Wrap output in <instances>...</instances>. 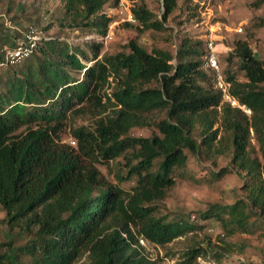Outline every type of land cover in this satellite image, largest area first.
<instances>
[{
  "label": "trees",
  "instance_id": "16d2710c",
  "mask_svg": "<svg viewBox=\"0 0 264 264\" xmlns=\"http://www.w3.org/2000/svg\"><path fill=\"white\" fill-rule=\"evenodd\" d=\"M64 1L72 26L105 33L110 19L98 14L107 0ZM175 2L164 0L163 20L154 19L145 6L134 8L133 18L146 30H164ZM68 48L43 39L31 57L5 66L0 77V213L12 230L29 236L24 244L0 251V264H75L85 255L86 264H154L141 253L140 240L164 246L193 230L188 220L158 216L159 204L189 155L201 153L202 146L212 150L221 130L231 136L234 161L253 176L252 206L264 213V165L251 160L247 149L254 131L264 158V58L240 43L235 56L246 81L224 73L230 94L250 109L249 118L222 103V93L203 68L205 51L201 61H194L190 56L200 53L182 49L174 65L170 51L149 52L134 40L129 52L101 58L95 46L88 66L80 59H88L84 51L70 54ZM4 57L0 52V61ZM159 111L167 116L156 122L157 134L129 135L144 115ZM86 113L101 117L89 127L71 124ZM65 128L75 145L63 143ZM110 162L118 167L116 184L99 169ZM133 180L131 189L121 186ZM248 208L243 201L216 205L203 218L220 221L231 235L247 230ZM203 253L189 249L184 264Z\"/></svg>",
  "mask_w": 264,
  "mask_h": 264
},
{
  "label": "rangeland",
  "instance_id": "374dc122",
  "mask_svg": "<svg viewBox=\"0 0 264 264\" xmlns=\"http://www.w3.org/2000/svg\"><path fill=\"white\" fill-rule=\"evenodd\" d=\"M138 6H145L154 19L163 20L164 0H107L98 15H106L110 21L105 33L100 34L87 26H72L71 18L65 13L64 0H0V52L10 48V42L17 44L32 34L40 39L66 43L70 54H80L76 48L84 51L88 59L82 55L80 59L89 66L93 63L88 60H93L95 46L99 45L101 58L105 54L129 52V44L135 40L149 52L155 48L170 51L174 55L172 64L177 65L182 49L197 51L200 55H192L189 59L201 61L206 39L212 35L220 52L223 73H235L240 81H246V77L235 56L238 44L246 43L258 59L264 58V0H176L174 10L164 22L165 29L160 31L146 30L133 18L132 10ZM6 72L0 67V77ZM71 73L75 79L83 78L82 73ZM222 103H227L224 98ZM245 114L249 118L252 115L251 112ZM166 116V111L144 115L143 124L131 129L129 135L147 138L157 134L155 124ZM100 117L86 113L71 120V124L89 127ZM220 124L219 120L215 128ZM195 135L202 143L204 136L200 130ZM61 139L65 144L75 145L70 128L64 129ZM247 149L251 160L263 166L264 158L254 131H251ZM116 161L122 159L118 157ZM110 166L100 165L99 169L109 183L116 184L118 167L111 162ZM252 178L248 170L234 161L231 136L221 130L212 150L202 146L201 153L189 155L186 167L175 175V186L159 204L158 216L188 220L193 230L164 246L142 239L141 253L154 264H184L185 252L201 248L203 255L192 264H264V213L252 206L248 189ZM260 179L264 181V176ZM121 186L131 189L135 181ZM239 201L249 205L246 210L250 214L249 225L245 231L228 235L220 221L203 218L213 206H233ZM18 232L19 228H10L5 213L1 212L0 251L7 249L9 244L26 242L28 234L19 235ZM87 262L85 255L75 264Z\"/></svg>",
  "mask_w": 264,
  "mask_h": 264
},
{
  "label": "built area",
  "instance_id": "2783aa9c",
  "mask_svg": "<svg viewBox=\"0 0 264 264\" xmlns=\"http://www.w3.org/2000/svg\"><path fill=\"white\" fill-rule=\"evenodd\" d=\"M46 38H38L36 35H27L22 41H19L15 47L6 48L3 61H0V67L14 65L31 57L36 51L39 43ZM219 50L217 43L212 35H209L205 42V53L203 56V68L212 76V81L216 90L222 93L223 98L232 107L240 108L245 113L251 111L246 106L241 105L229 92L230 83L226 81L219 60ZM143 243V241L141 240Z\"/></svg>",
  "mask_w": 264,
  "mask_h": 264
}]
</instances>
